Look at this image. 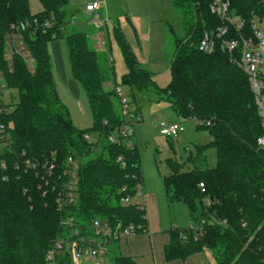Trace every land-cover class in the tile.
Instances as JSON below:
<instances>
[{"label":"trees","instance_id":"obj_1","mask_svg":"<svg viewBox=\"0 0 264 264\" xmlns=\"http://www.w3.org/2000/svg\"><path fill=\"white\" fill-rule=\"evenodd\" d=\"M37 1L42 11L32 14L30 0H0V73L5 87L19 93L17 103L4 104L0 112V264H46L54 241L69 233L61 223L69 217L83 235L95 219L140 225L147 232L146 208L122 203L137 194L143 178L132 135L122 134L127 120L114 104L117 86L115 92L106 89L113 68L111 77L101 64L102 51L90 43L101 32L67 34L75 16L68 9L70 0ZM171 1L185 23L187 14L193 20L183 38L170 31L176 49L166 88L160 89L154 74L141 66L121 28H113L128 70L122 84L140 92L158 87L164 94L161 100L177 116L210 131V145L217 152L213 169L205 168L206 147L188 158L192 169L187 171L178 161L166 162L167 199L186 206L193 226L169 232L165 259L185 261L210 253L217 264H264V150L257 146L263 131L248 76L219 46L213 53L199 48L204 33L221 24L210 11L213 0ZM226 1L244 19L252 12L264 15L256 0ZM12 26L22 28L31 66L23 55L6 58V35ZM62 38L69 47L72 76L89 102V129L74 124L55 84L49 48ZM92 133L98 134L96 142L88 139ZM71 157L78 163L76 203L59 211L58 198L71 181L65 174ZM111 254L112 264H137L117 247ZM56 264H74L66 248L56 255Z\"/></svg>","mask_w":264,"mask_h":264},{"label":"rangeland","instance_id":"obj_2","mask_svg":"<svg viewBox=\"0 0 264 264\" xmlns=\"http://www.w3.org/2000/svg\"><path fill=\"white\" fill-rule=\"evenodd\" d=\"M96 0H70L69 11L76 18V25L67 27L66 33L72 31H83L91 34L99 33L91 23L88 16L83 13L86 4ZM102 3L101 12L109 22L101 29L107 50L99 52L100 61L104 71L112 77L113 81L106 86L109 92L114 87L121 88L122 95L127 99L126 117L127 129L132 131L131 143L136 146L143 178L145 193L154 200L155 205L149 201L148 217L150 224L159 221L163 229L181 230L191 227L192 221L186 206L180 202H170L167 199L164 177L169 174L167 160L173 159L184 164V170L192 169L187 163L188 158L196 156L198 149L206 147L205 156L207 163L205 168L213 169L217 166V152L210 144L213 137L207 128L198 127V122L193 119H184L177 116L169 104L161 100L164 94L160 89L166 88L171 80L170 64L175 53L174 35L183 38L188 25L192 23V14L186 15L185 23L183 16L175 8L170 0H99ZM32 14L42 11V5L37 0H30ZM83 9V10H82ZM118 26L129 43L131 49L137 56L141 66L154 74L157 84L155 91L140 92L136 87L122 84V77L127 73V66L113 36V28ZM95 33V34H96ZM100 33L94 38L97 43ZM91 46L96 48L97 44L91 39ZM52 59V70L55 84L64 104L69 108L74 124L79 129H89L93 125L92 114L86 93L77 82L71 72L69 47L66 39H58L50 44ZM108 51V52H107ZM105 52V53H104ZM111 58V60H110ZM113 68V69H112ZM112 69V70H111ZM69 80L77 84L78 92L69 85ZM0 93L5 105H14L19 99L17 90L5 87L3 73H0ZM106 87V89H107ZM115 92V91H114ZM116 110L124 117L122 102L119 104L118 96H113ZM120 105V106H119ZM162 122L179 123L182 130L178 138H169L160 133ZM91 142L98 140V134H91ZM96 157V154L83 160L88 161ZM1 169V166H0ZM143 193V190H142ZM198 223H194L197 226ZM116 248L118 244L111 243ZM211 256L210 253H206ZM109 253L108 257L111 258ZM215 261V260H214ZM213 264H217L216 262Z\"/></svg>","mask_w":264,"mask_h":264},{"label":"built area","instance_id":"obj_3","mask_svg":"<svg viewBox=\"0 0 264 264\" xmlns=\"http://www.w3.org/2000/svg\"><path fill=\"white\" fill-rule=\"evenodd\" d=\"M256 1L264 9V0ZM101 8V1H93L86 5L84 14L88 16L89 23L101 32L99 36L101 41L98 40L96 43V49L105 51L107 49L101 29L109 22V18L102 15ZM210 11L220 19L221 24L215 30L204 33L199 48L205 53H213L216 47L219 46L223 52L230 55L231 60L248 76L263 131L257 140V146L260 150H264V15L252 12L248 20L244 19L243 16L232 12L230 2L226 0H213L210 4ZM76 24V18H73L72 25ZM27 26H30V24L28 23L25 27ZM6 47L7 59L11 60L13 55L19 54L26 58L30 66L32 65L33 60L26 49L20 26L11 27L10 32L6 35ZM2 87L4 88V86H1L0 90ZM115 89L124 105V116H128L127 99L123 97L121 88L117 87ZM2 100V93H0V112L5 108ZM159 128L160 133L169 138H178L182 130L179 123L169 122H162ZM122 134L125 136L132 135V131L125 126ZM88 139L91 140L90 137ZM110 140L115 141L114 137H111ZM68 165L69 169L65 174L71 177V181L58 198L59 211L75 204L77 198L78 163L71 157L68 160ZM200 187L204 191V184H201ZM142 190L143 185H139L137 194L134 197L127 196L123 198L122 203L125 205L132 203L139 208H145ZM61 223L64 228L69 229V233L61 235L54 241L53 247L46 254V264H56V255L65 248L70 253L74 264H85L87 259L102 261L108 254L111 243L146 234V231L140 225L112 224L106 219L93 220L87 235H83L82 231L78 229L74 217L64 219Z\"/></svg>","mask_w":264,"mask_h":264},{"label":"crops","instance_id":"obj_4","mask_svg":"<svg viewBox=\"0 0 264 264\" xmlns=\"http://www.w3.org/2000/svg\"><path fill=\"white\" fill-rule=\"evenodd\" d=\"M172 7L174 9L173 4ZM87 22L89 23V18ZM98 40L101 41V39L97 38V42ZM95 43L96 40H94V46ZM68 82L69 85L72 87V89L74 88L75 92L77 93L78 92L77 84L74 83L72 80H69ZM107 90H109L108 87ZM145 191L146 188L143 185V199L145 201V208L147 212V232L146 234L139 235L135 238L118 242L117 243L118 252L122 256L132 257L137 262V264H213L215 263L216 261H214L212 256H207V254L205 253L193 255L185 261H181V260H177L173 262L166 261L164 249L170 240V235H169L170 231H168L167 229H163L159 221L155 222L154 224L152 223L150 224L147 207L149 201H151V203L155 205L154 202L155 198L154 200L151 199V197H149V195L147 194V192L145 193ZM191 225L193 226V224ZM109 253H112L111 245L109 247L108 254ZM108 254L102 259V261H98V260L94 261L93 259H87L85 264H112L110 261V257H108Z\"/></svg>","mask_w":264,"mask_h":264}]
</instances>
